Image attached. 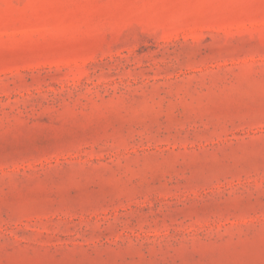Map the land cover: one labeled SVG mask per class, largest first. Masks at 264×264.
Listing matches in <instances>:
<instances>
[{
    "label": "rangeland",
    "instance_id": "374dc122",
    "mask_svg": "<svg viewBox=\"0 0 264 264\" xmlns=\"http://www.w3.org/2000/svg\"><path fill=\"white\" fill-rule=\"evenodd\" d=\"M0 264H264V0H0Z\"/></svg>",
    "mask_w": 264,
    "mask_h": 264
}]
</instances>
